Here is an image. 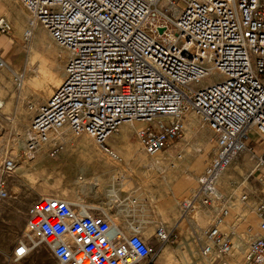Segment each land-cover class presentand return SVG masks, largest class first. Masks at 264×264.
Masks as SVG:
<instances>
[{"label":"built area","instance_id":"built-area-1","mask_svg":"<svg viewBox=\"0 0 264 264\" xmlns=\"http://www.w3.org/2000/svg\"><path fill=\"white\" fill-rule=\"evenodd\" d=\"M18 1L28 14L27 42L43 26L70 52L65 79L37 107L28 127L24 156L32 159L44 150L55 156L68 133H86L117 159L108 139L125 122L143 151L154 155L182 137L192 108L215 146L200 189L214 184L244 151L255 160L253 171L264 170V0H182L183 9L177 6L180 0ZM0 31H13L5 17ZM3 67L7 63L0 56ZM215 72L217 79L203 84ZM13 75L21 88L23 72ZM254 133L262 143L260 153L252 144ZM182 157L177 152L174 160ZM19 161L9 156L0 167V204L10 197L9 177ZM121 175L126 171L115 172V177ZM215 192L210 188L204 201L223 204L198 240L210 264H226L223 259L234 247L231 233L222 229L230 209ZM253 212L259 231L248 245L245 263L264 264V201ZM25 230L13 249L16 261L41 241L60 264H151L179 237L177 224L159 222L152 242L140 224L126 231L109 213L89 214L86 204L53 196L30 205Z\"/></svg>","mask_w":264,"mask_h":264},{"label":"rangeland","instance_id":"rangeland-1","mask_svg":"<svg viewBox=\"0 0 264 264\" xmlns=\"http://www.w3.org/2000/svg\"><path fill=\"white\" fill-rule=\"evenodd\" d=\"M17 3L26 11L18 0ZM177 6L181 9L185 8L184 1H178ZM175 13L177 15L179 11L176 10ZM42 27L36 29L30 42L24 39L22 33L20 39L15 40L16 43H13L12 47L8 46L10 43H0V56L6 61L9 68L13 71L25 72L24 84L18 88L14 82L13 71L8 67L0 68V100L5 103H2L0 107V167L6 157L15 156L20 159L19 168L9 177L10 197L0 204V264H60L44 242H41L21 261H16L13 258V249L19 240L25 237L28 210L33 202L43 196H55L81 203L79 195L82 194V191L73 182L76 181V171L73 166H67V164L75 165L76 161H79L86 165L88 157L98 158L101 163L107 165L106 169L108 170L101 173L104 178L109 180L106 186L101 189L105 194L111 188L112 174L116 171H126L125 185L116 184L119 203L113 204L108 213L118 218L126 231H129L131 224H140L141 227L143 226L142 231L145 235L154 242V230L159 222L171 225L180 217L183 211L182 199L176 202L174 209H169L167 212L165 211L166 213L162 211L160 208L162 188L157 184L159 180L163 179L162 172L156 168L149 169L145 167V164L148 163L149 167L152 165V160L155 159L160 167L170 172L176 169L178 163L186 161L187 158H195L196 148H200L201 163L198 169L192 168V166L190 169L191 171L195 169L197 176L202 175L212 161L215 152V146L211 141L212 133L203 126V120L201 121V118L191 110L187 113L186 130L182 137L168 149L154 155H148L143 151L135 130L126 124L124 135L128 137L130 144L127 145L125 141L118 146L111 144L123 159L122 161H118L106 153L96 140L86 133L79 135L68 133L64 137L62 148L55 156H50L47 150L32 159L24 156L28 127L36 109L57 89H49L50 80L59 85L65 79L66 65L69 59L68 50L58 45L48 31ZM7 37L12 39L13 33ZM29 43L31 44L29 45ZM216 76V72L212 73L203 80V84L215 81ZM254 134L257 135V133ZM120 136L118 131L112 135V138L118 139ZM177 152L183 154L182 159L174 160ZM242 153L246 155V160L243 161L241 177L230 173V178H223L225 172L232 169L229 166L214 182L217 183L216 189L227 201L224 205L229 206L230 215L228 218L232 220L240 217L245 218L243 224L236 229L234 248L223 259L226 264H246L245 254L248 245L255 238L254 235L248 234L247 230L250 225L258 224V219L256 221L252 212L254 207L253 204H250L247 192V187L254 184L257 175V171L252 174L255 160L247 151ZM80 157H84V159L80 160ZM137 157L139 158L138 162H136ZM173 160L175 166L171 165ZM52 162L56 165H50ZM193 163L192 159L191 165ZM94 169L95 167H90L88 171L92 172ZM99 172L97 170V174ZM168 174L166 173V175ZM155 176H160L159 180H151ZM49 180L50 182H48ZM143 182H147L146 185H143ZM72 184L73 187L69 190ZM161 186L166 190L169 188L166 182ZM192 186L197 188L199 179L196 178L195 184ZM193 188L190 187V193L193 192ZM232 190L236 192L237 196L230 198ZM184 194L186 193L182 192L180 196L182 197ZM244 194H247L246 200H242ZM130 199H136L138 205L128 213L121 212L120 209ZM101 200H103L102 197L95 203L98 204ZM222 204L220 201L201 200L198 207L192 211L191 216L183 217L182 228L185 230L187 226L193 227L195 232L200 233L209 224L218 205ZM234 206L236 207L234 208ZM185 236L186 232L180 231L178 241L175 244H166L163 248L164 252L160 254V251L151 264H210V261L200 253L199 240L193 234L188 238ZM166 253L171 256L169 258L160 256L166 255Z\"/></svg>","mask_w":264,"mask_h":264},{"label":"crops","instance_id":"crops-1","mask_svg":"<svg viewBox=\"0 0 264 264\" xmlns=\"http://www.w3.org/2000/svg\"><path fill=\"white\" fill-rule=\"evenodd\" d=\"M5 17L7 21L12 25L13 31L9 34L13 33V38L9 39L7 37L6 33H3L0 31V39L2 40L0 43H10L8 44L9 47H12L16 43L15 40L20 39L22 33L24 35V31L27 27L28 23V14L26 11H24L20 5L17 3V0H0V18ZM3 34V35H2ZM2 35V36H1ZM6 36V37H5ZM7 38V39H6ZM12 43V44H11ZM128 125V124H127ZM126 124H122L120 127V137L118 139L112 138V136L108 139V144L111 146V144H115V146H118L121 142L125 141L127 142V145H129L128 137L124 135L125 133V127L127 128ZM253 139V145L255 146V149L257 152L262 151V143L260 142L261 140L258 139V136L253 134L252 135ZM65 141V140H64ZM112 147V146H111ZM129 148V146H128ZM200 149V148H199ZM196 155L195 158H192L194 160V167L191 165V158H187L186 161H182L176 165V169L167 172L166 169L160 167L157 163V160L153 159L151 162V166L148 167V163L145 164V167L151 169V168H156L162 172V177L163 179L160 181L159 177L160 176H155L151 180L158 179L159 181L157 184L162 188L161 191V210L162 211H168L169 209H174V206L176 205V202L182 199V202L185 201L187 198L192 197L194 191L196 188H193L192 185L195 184L196 178L199 179L201 175H196L197 172H195V169H198L199 164L201 163V158L200 156V150H197L196 148ZM72 159V158H71ZM84 157H80V160H83ZM88 163L86 165H83V163H80L79 161H76L75 165H71L70 163L67 164V166H73L75 172V177L76 181L75 182L78 187L81 189L82 194L79 195V200L81 203H85L88 205H91L94 207L93 213L95 214H105L108 213V210L112 208L113 204L119 203V197H118V190L116 188L117 183H121V185H125V179L126 176L121 175L120 177H115V173L112 174V179L110 180L111 182V188L108 190V192L105 194L101 191L102 187L106 186L109 180L107 178H104L102 176V172H106L108 169H106V164L101 163L98 158H89L86 159ZM246 160V155L243 153H239L236 155L234 158L232 164L230 167L232 168L229 172H225L223 178H230V173L236 174L238 177H241V169L243 165V161ZM72 161V160H71ZM139 161V158H136V162ZM67 162V161H65ZM70 162V159H69ZM150 162V161H149ZM66 164V163H65ZM50 165L54 166L56 163L52 162ZM156 165V166H155ZM196 165V167H195ZM178 166V167H177ZM191 166L192 168H195L193 171H191ZM93 168L95 169L90 172L88 171V168ZM97 170L100 171L99 174H97ZM125 171V170H123ZM117 172V171H116ZM207 172L206 169L204 170L203 174ZM256 171H252V174L255 173ZM166 173H169L166 175ZM257 175L255 176L254 184H250L248 188V194L250 197V204H253V207L259 202V201H264V170L257 171ZM71 176V175H70ZM50 182V180L48 181ZM164 182L167 183L168 187L167 190L163 188L161 185L164 184ZM218 182V181H217ZM233 182V181H232ZM231 182V183H232ZM147 182H143V185H146ZM217 184V183H216ZM73 187V184L70 186L71 190ZM190 187L193 188V192L190 193ZM217 188V187H216ZM66 189V188H65ZM164 189V190H163ZM189 191V192H188ZM186 193L182 197L180 196L181 193ZM69 193V192H68ZM230 198L236 197V192L234 190L231 191L230 193ZM103 198V200L100 201V203L96 204L95 201L97 199ZM62 198V197H60ZM70 201V200H69ZM72 202V201H71ZM121 203V202H120ZM122 204V203H121ZM137 206L133 201L131 200L130 202H127L123 205V207L120 209L121 212H130L132 208ZM236 206H234L235 208ZM248 207H251V205H248ZM161 211V213H162ZM165 212V213H166ZM253 212V211H252ZM254 213V212H253ZM216 212L213 214V217L215 216ZM230 215V212H229ZM228 215V216H229ZM228 216L225 218V223L222 227L223 231L231 233L232 236V241L233 243L235 242L234 239L237 235L236 229L243 224L244 219L240 217L239 219L232 220L229 219ZM255 219L257 221V217L254 214ZM183 215L181 213L180 217L176 220L174 224L168 225V227H172L175 224L178 225V232H179V237H180V231H185L186 232V238L190 237L192 234L198 239L199 236H201L202 230L207 226H205L200 233L195 232L193 227H185V230L182 228V224L184 222ZM188 218V216H185ZM212 217V218H213ZM211 218V219H212ZM183 219V220H182ZM147 223V222H146ZM258 226H259V221L256 226L250 225L248 227L247 233L256 236L258 234ZM200 245V243H199ZM235 246V243H234ZM234 248V247H233ZM165 249H163L162 252H164ZM162 258H165V255L162 256Z\"/></svg>","mask_w":264,"mask_h":264},{"label":"bare ground","instance_id":"bare-ground-1","mask_svg":"<svg viewBox=\"0 0 264 264\" xmlns=\"http://www.w3.org/2000/svg\"><path fill=\"white\" fill-rule=\"evenodd\" d=\"M38 27H42V26H38ZM37 27V28H38ZM42 28H44V27H42ZM36 31V30H35ZM35 31H34V33H33V37H34V34H35ZM42 36V35H41ZM40 36V37H41ZM32 37V38H33ZM31 41V40H30ZM31 43H29V45H30ZM28 45V46H29ZM30 47V46H29ZM33 50V49H32ZM68 53H69V56H70V52L68 51ZM7 67L9 68V66L7 65ZM10 69V68H9ZM11 70V69H10ZM11 71H13V70H11ZM23 74H24V78H23V84H24V79H25V72H23ZM58 81V80H57ZM50 82H51V84L49 85V89L50 90H53V89H55V88H59L60 87V85L62 84H59V85H57V84H55L54 83V81L53 80H50ZM59 82V81H58ZM23 86V85H22ZM57 89L53 92V93H55L56 91H57ZM2 103H4L3 102V100H0V107L2 106L1 104ZM5 104V103H4ZM191 110H193L192 108H190L189 110H188V112L189 111H191ZM187 112V113H188ZM195 112V111H194ZM196 113V115H198L200 118H201V121H202V117L200 116V114H198L197 112H195ZM122 124H128V123H122ZM121 124V125H122ZM121 125H120V127H121ZM128 125H130V124H128ZM131 126V125H130ZM120 127H119V130H120ZM132 127V126H131ZM197 150H200V149H197ZM118 154V153H117ZM114 158V157H113ZM114 159H116V158H114ZM116 160H118V161H122L123 159L121 158V156L118 154V158L116 159ZM156 166V165H155ZM19 168V166L16 168V170ZM206 173V172H205ZM203 175V174H202ZM201 175V176H202ZM200 176V177H201ZM200 177H199V180H200ZM215 183L214 184H210L208 187H206L204 190H202V188L200 189V186H198L196 189H195V191H194V193H193V195H192V197L188 200H185V201H183L182 202V209H183V211H182V213H183V216H191V213H192V211L194 210V208H196V207H198V205L200 204V202H201V200H204L205 199V193H209L210 192V188H211V190L213 191V192H215V193H217L218 192V190L216 189V187H215ZM218 194H219V192H218ZM53 197H55V196H53ZM58 198H60V197H58ZM61 199H64V200H67V201H69L68 199H65V198H61ZM69 202H71V201H69ZM85 204V203H84ZM93 209H94V207L93 206H91V205H88V204H86V211L89 213V214H94V215H103V214H95V213H93ZM143 227V226H142ZM150 229V228H149ZM146 231V230H145ZM142 233L144 234V236L145 237H147L146 235H145V233L142 231ZM40 242L41 241H38L37 242V246H39V244H40ZM164 248V247H163ZM163 248L161 249V251L163 250ZM164 256V255H163ZM171 256V254H167L166 253V255H165V258H169Z\"/></svg>","mask_w":264,"mask_h":264},{"label":"snow or ice","instance_id":"snow-or-ice-1","mask_svg":"<svg viewBox=\"0 0 264 264\" xmlns=\"http://www.w3.org/2000/svg\"><path fill=\"white\" fill-rule=\"evenodd\" d=\"M24 249H20V252L23 253Z\"/></svg>","mask_w":264,"mask_h":264},{"label":"water","instance_id":"water-1","mask_svg":"<svg viewBox=\"0 0 264 264\" xmlns=\"http://www.w3.org/2000/svg\"><path fill=\"white\" fill-rule=\"evenodd\" d=\"M162 31V30H161Z\"/></svg>","mask_w":264,"mask_h":264}]
</instances>
